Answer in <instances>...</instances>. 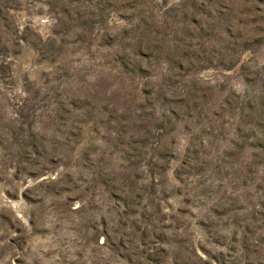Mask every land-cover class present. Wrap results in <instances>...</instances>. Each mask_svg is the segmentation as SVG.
<instances>
[{
  "label": "rangeland",
  "instance_id": "374dc122",
  "mask_svg": "<svg viewBox=\"0 0 264 264\" xmlns=\"http://www.w3.org/2000/svg\"><path fill=\"white\" fill-rule=\"evenodd\" d=\"M0 264H264V0H0Z\"/></svg>",
  "mask_w": 264,
  "mask_h": 264
}]
</instances>
